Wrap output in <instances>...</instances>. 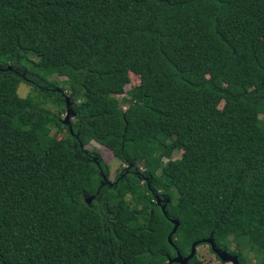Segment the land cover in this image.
<instances>
[{
  "label": "trees",
  "instance_id": "16d2710c",
  "mask_svg": "<svg viewBox=\"0 0 264 264\" xmlns=\"http://www.w3.org/2000/svg\"><path fill=\"white\" fill-rule=\"evenodd\" d=\"M209 237L264 264V0H0V264H179Z\"/></svg>",
  "mask_w": 264,
  "mask_h": 264
},
{
  "label": "rangeland",
  "instance_id": "374dc122",
  "mask_svg": "<svg viewBox=\"0 0 264 264\" xmlns=\"http://www.w3.org/2000/svg\"><path fill=\"white\" fill-rule=\"evenodd\" d=\"M28 59L29 61H27V63L24 62L22 66L20 67L21 69H19V73L22 77L28 76L34 82H36L35 80H37L36 76L38 73L31 67L32 63L35 62L36 59L34 57H29ZM61 61L66 62V59L62 58ZM51 78L55 79L56 81H62L63 79L59 77H55V78L51 77ZM138 82H139L138 77L134 76L131 73H128V81L123 87V94L115 97L119 106H121L122 109L126 108V104L122 102V99L126 97L125 93L129 91L130 89H132L133 87L137 86ZM32 85L37 86V84L32 83L29 80L24 78L23 81L17 87L16 98L7 99L4 102V104L8 108H13L17 102L21 101L30 92L31 87H33ZM39 90L42 91L44 89H39ZM59 91L60 90H58V92ZM61 94L64 96V100H65L67 108H66L65 113L61 115L60 119L62 121V124L67 125L70 121H72V111L70 110V108H68L70 105L68 95L65 92H62ZM51 134H53V131L51 132ZM65 135H66L65 132L62 131L61 133L56 134V138L60 139V138L65 137ZM79 146L83 151L87 153L96 152L98 154V156L101 159L102 165L105 167L107 182H110V183L115 182L116 179L120 176L121 172L126 169V166L122 165L120 162L115 160L108 150L97 145L96 143H94L93 141L89 139H85L84 141H82V143H80ZM180 154H181L180 150L175 151L172 154L171 159H178ZM180 191H181L180 185L176 184L174 187V193H179ZM108 199L109 200L113 199V196L112 195L108 196ZM161 201L162 199H158L159 205ZM109 220L110 218L103 216V221L105 224H108ZM141 222H142V219H139L138 223H141ZM195 255H196L197 260L200 261L201 264H229V263H223L221 261H217L214 255L208 250V247L206 244L198 245L195 248ZM250 258L251 257H248V261H246V264H253V259H250Z\"/></svg>",
  "mask_w": 264,
  "mask_h": 264
},
{
  "label": "water",
  "instance_id": "95a60500",
  "mask_svg": "<svg viewBox=\"0 0 264 264\" xmlns=\"http://www.w3.org/2000/svg\"><path fill=\"white\" fill-rule=\"evenodd\" d=\"M89 198L85 199V202L86 203H89ZM172 224H173V228L172 230L170 231V233L167 235V242L172 246L171 242H170V237L171 235L174 233L178 223L176 221H172ZM201 243L203 244H206L211 253L221 262L223 263H229V264H239L238 261H237V258L235 256H232V255H229L223 251H220L218 249H216L214 247V245L212 244L211 240H210V237L207 238V239H204L203 241H201ZM200 245V243H193L191 246H190V251H189V254L182 258L177 251H175L176 253V257L173 259L174 262H177L179 264H186L188 260H190L192 258V256L194 255L195 253V248Z\"/></svg>",
  "mask_w": 264,
  "mask_h": 264
},
{
  "label": "flooded vegetation",
  "instance_id": "af4514ba",
  "mask_svg": "<svg viewBox=\"0 0 264 264\" xmlns=\"http://www.w3.org/2000/svg\"><path fill=\"white\" fill-rule=\"evenodd\" d=\"M114 183V182H113Z\"/></svg>",
  "mask_w": 264,
  "mask_h": 264
}]
</instances>
